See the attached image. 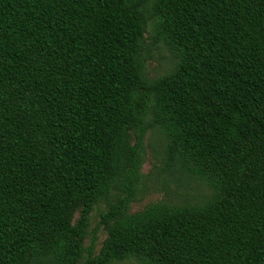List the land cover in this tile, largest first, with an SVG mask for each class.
Masks as SVG:
<instances>
[{"label": "trees", "instance_id": "obj_1", "mask_svg": "<svg viewBox=\"0 0 264 264\" xmlns=\"http://www.w3.org/2000/svg\"><path fill=\"white\" fill-rule=\"evenodd\" d=\"M152 45L174 54L146 74ZM212 190L129 210L143 137ZM106 235L84 238L95 204ZM77 216L75 217V213ZM264 264V0H0V264Z\"/></svg>", "mask_w": 264, "mask_h": 264}, {"label": "rangeland", "instance_id": "obj_2", "mask_svg": "<svg viewBox=\"0 0 264 264\" xmlns=\"http://www.w3.org/2000/svg\"><path fill=\"white\" fill-rule=\"evenodd\" d=\"M146 49L150 55L145 71L147 76L155 77L167 71L175 57L172 50L162 41L152 45L149 32L145 33ZM165 137L157 128H149L143 137L142 177L138 185V192L134 200L129 203V210L136 211L144 205L154 201L170 203H199L211 194L210 187L196 176L183 174L178 171L169 172L164 169L163 148ZM114 201L113 193L99 200L89 215V225L84 238V246L89 247L93 236L96 237L94 251L97 252L105 238V231L99 224L100 214ZM75 213V217L77 216ZM87 251L79 264L83 263ZM137 260L130 258L114 264H134Z\"/></svg>", "mask_w": 264, "mask_h": 264}]
</instances>
